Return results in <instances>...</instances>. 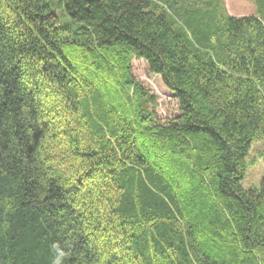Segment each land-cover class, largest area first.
<instances>
[{
    "label": "trees",
    "instance_id": "16d2710c",
    "mask_svg": "<svg viewBox=\"0 0 264 264\" xmlns=\"http://www.w3.org/2000/svg\"><path fill=\"white\" fill-rule=\"evenodd\" d=\"M252 1L0 0V264H264V178L242 184L256 141L264 162Z\"/></svg>",
    "mask_w": 264,
    "mask_h": 264
},
{
    "label": "rangeland",
    "instance_id": "374dc122",
    "mask_svg": "<svg viewBox=\"0 0 264 264\" xmlns=\"http://www.w3.org/2000/svg\"><path fill=\"white\" fill-rule=\"evenodd\" d=\"M227 10L230 14L236 16L253 14L256 6L252 0H224ZM52 7L57 15L63 20H69L64 7L58 6L52 1ZM133 73L137 80L141 82L147 89L158 96L157 116L158 120L165 122L174 118L178 113V104L175 97L165 87L161 78L150 73L148 66L144 60L132 61ZM263 149V142L256 141L249 155V166L245 179L242 184L244 188L258 187L264 178V162L260 152Z\"/></svg>",
    "mask_w": 264,
    "mask_h": 264
}]
</instances>
